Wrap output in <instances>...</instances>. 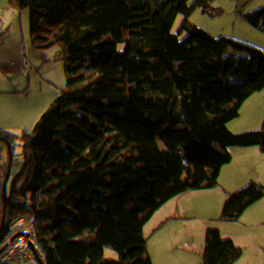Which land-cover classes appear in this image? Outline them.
I'll return each mask as SVG.
<instances>
[{
	"label": "water",
	"instance_id": "obj_1",
	"mask_svg": "<svg viewBox=\"0 0 264 264\" xmlns=\"http://www.w3.org/2000/svg\"><path fill=\"white\" fill-rule=\"evenodd\" d=\"M0 264H264V0H0Z\"/></svg>",
	"mask_w": 264,
	"mask_h": 264
},
{
	"label": "trees",
	"instance_id": "obj_2",
	"mask_svg": "<svg viewBox=\"0 0 264 264\" xmlns=\"http://www.w3.org/2000/svg\"><path fill=\"white\" fill-rule=\"evenodd\" d=\"M159 132L157 126L149 114H141L139 121L132 132H119L114 144L115 149H122V138L131 137L139 147V153L144 156V168L150 169L151 160L154 156V143Z\"/></svg>",
	"mask_w": 264,
	"mask_h": 264
},
{
	"label": "built area",
	"instance_id": "obj_3",
	"mask_svg": "<svg viewBox=\"0 0 264 264\" xmlns=\"http://www.w3.org/2000/svg\"><path fill=\"white\" fill-rule=\"evenodd\" d=\"M122 149L128 151V152H137L139 153V147L134 139L131 137H126L124 140H122Z\"/></svg>",
	"mask_w": 264,
	"mask_h": 264
},
{
	"label": "rangeland",
	"instance_id": "obj_4",
	"mask_svg": "<svg viewBox=\"0 0 264 264\" xmlns=\"http://www.w3.org/2000/svg\"><path fill=\"white\" fill-rule=\"evenodd\" d=\"M126 138V136H124L121 140H124Z\"/></svg>",
	"mask_w": 264,
	"mask_h": 264
}]
</instances>
